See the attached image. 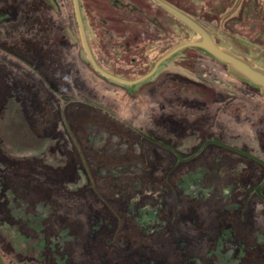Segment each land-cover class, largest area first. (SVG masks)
Instances as JSON below:
<instances>
[{
    "label": "rangeland",
    "instance_id": "374dc122",
    "mask_svg": "<svg viewBox=\"0 0 264 264\" xmlns=\"http://www.w3.org/2000/svg\"><path fill=\"white\" fill-rule=\"evenodd\" d=\"M264 68V0H167ZM134 80L195 33L80 0ZM0 264H264V94L198 48L126 85L73 0H0Z\"/></svg>",
    "mask_w": 264,
    "mask_h": 264
},
{
    "label": "water",
    "instance_id": "95a60500",
    "mask_svg": "<svg viewBox=\"0 0 264 264\" xmlns=\"http://www.w3.org/2000/svg\"><path fill=\"white\" fill-rule=\"evenodd\" d=\"M152 1L154 2V4L164 9L168 13L172 14L174 17H176L178 20L184 23L187 27H189L195 33V36L192 40L183 42L172 48L166 54H164L160 59L156 61L152 69L145 75L134 80H129L116 76L106 71L96 61L88 41L87 32L85 29V23L81 11L80 0H73L75 14H76L80 36L85 53L87 55L90 64L98 73L113 81L131 86L151 77L164 61H166L176 53L188 48H198V49H202L203 51L211 55L219 62L227 65L230 72L234 76L242 80H245L254 86L259 87L262 93L264 94V68L257 65L254 60L241 56L235 53L234 51H232L231 49L222 47L219 44H217L213 32L208 27H206L203 23H201L198 19H196L192 15L176 7L167 0H152Z\"/></svg>",
    "mask_w": 264,
    "mask_h": 264
},
{
    "label": "flooded vegetation",
    "instance_id": "af4514ba",
    "mask_svg": "<svg viewBox=\"0 0 264 264\" xmlns=\"http://www.w3.org/2000/svg\"><path fill=\"white\" fill-rule=\"evenodd\" d=\"M95 57V56H94ZM96 59V58H95ZM97 61V60H96ZM100 65V64H99ZM101 66V65H100ZM102 67V66H101ZM103 68V67H102ZM117 76V75H116ZM120 77V76H119ZM123 78V77H122Z\"/></svg>",
    "mask_w": 264,
    "mask_h": 264
},
{
    "label": "trees",
    "instance_id": "16d2710c",
    "mask_svg": "<svg viewBox=\"0 0 264 264\" xmlns=\"http://www.w3.org/2000/svg\"><path fill=\"white\" fill-rule=\"evenodd\" d=\"M179 7V6H178Z\"/></svg>",
    "mask_w": 264,
    "mask_h": 264
}]
</instances>
